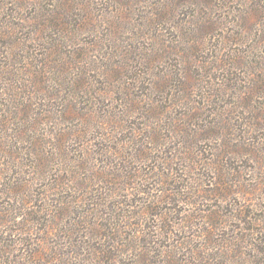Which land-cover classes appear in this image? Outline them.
<instances>
[{
  "label": "rangeland",
  "instance_id": "rangeland-1",
  "mask_svg": "<svg viewBox=\"0 0 264 264\" xmlns=\"http://www.w3.org/2000/svg\"><path fill=\"white\" fill-rule=\"evenodd\" d=\"M0 264H264V0H0Z\"/></svg>",
  "mask_w": 264,
  "mask_h": 264
}]
</instances>
